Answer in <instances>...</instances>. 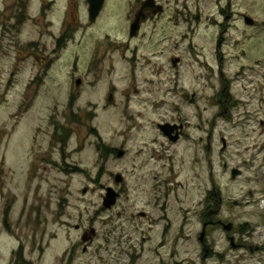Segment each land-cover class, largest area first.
I'll return each instance as SVG.
<instances>
[{"label":"rangeland","instance_id":"1","mask_svg":"<svg viewBox=\"0 0 264 264\" xmlns=\"http://www.w3.org/2000/svg\"><path fill=\"white\" fill-rule=\"evenodd\" d=\"M45 1L31 0L20 36L3 35L0 24V264H21L19 249L22 264H62L74 245L84 255L83 236L92 230L88 255L100 256L104 232L145 209L153 177L181 183L186 208L214 188L225 202L243 203L221 217L249 230L240 241L263 246L264 0H232L234 15L224 26L218 12L228 0H161L164 17L138 40L129 37L127 18L138 0H123L119 17L95 25L84 8L67 14V0ZM77 22L74 39L56 50L64 25ZM110 49L105 63L98 60ZM38 56L50 67L41 68ZM163 122L188 123L190 139L167 145L156 126ZM105 148L114 152L106 156ZM233 169L241 171L236 179ZM108 187L124 194L105 211ZM179 204L172 195L170 206ZM225 236L219 230L215 239L230 255L211 264H264L262 252L231 250ZM175 250L182 248L167 247L164 255Z\"/></svg>","mask_w":264,"mask_h":264},{"label":"flooded vegetation","instance_id":"2","mask_svg":"<svg viewBox=\"0 0 264 264\" xmlns=\"http://www.w3.org/2000/svg\"><path fill=\"white\" fill-rule=\"evenodd\" d=\"M39 1L42 3L43 7L49 4L45 0ZM122 1L123 0L120 2L115 1L113 3L111 0H103L99 12L96 13L92 10V6H98L100 0H67L66 4L69 7L67 14L71 13L73 10H76L78 13L80 8H84L86 10L87 19L91 25H95L103 20L104 22H109L119 17L122 13L120 12ZM130 4L131 2L127 3L126 7L128 8ZM30 6L31 0H8L0 6V24L3 25V35L16 37L22 34L23 26L31 19ZM232 7V0H228L226 9H224L223 6L219 8L218 16L222 19V21H219L220 26H224V22H228L233 18L234 12L232 11ZM132 8L134 9L129 11L127 15L128 20L131 22L129 32L131 40H138L143 33L144 27L148 24L160 21L166 12V8L161 0H138L130 7V10ZM45 12V10L40 11V18L37 17L34 19L36 24L40 25L42 16L45 15ZM137 17L141 21L140 29L136 35L132 37L131 26L136 21ZM246 18L251 17L243 16L245 24L247 25ZM197 20L199 21L200 17H198ZM253 21L252 25H248L250 28L257 27V22L254 19ZM216 23H218V21H216ZM62 29L63 31L61 34L56 38V50L59 51L65 49L74 39L80 27L77 22L67 27L64 25ZM226 30L227 29L223 31V34L227 32ZM216 44L217 49L221 52L218 55L222 58V56L225 55V53L221 51L225 45V41H222V34ZM104 51L101 58H98V60H102L103 63L107 60L108 52H112L113 50ZM156 54L158 55V53ZM241 56H245V54L242 53ZM38 59L40 60L41 68L50 67L49 58H47L49 61L43 56H38ZM177 60L176 67H178L180 59L176 57L171 58V63L174 68H176L174 66V61ZM219 61L221 62L222 59ZM75 85L77 89H80L83 85V79L78 78ZM108 101H114V93L109 92ZM197 115H202V112L199 111ZM137 116L139 117L141 115ZM168 124L183 126V128L174 130L171 137H168L164 134L162 129V126ZM188 125V123L181 122H163L156 126L160 137L168 143L167 145H176L180 141L190 139L187 134ZM198 129L201 131L200 126ZM177 135L179 137L178 141L173 142L172 138L175 139ZM201 141L202 138L199 139V142ZM153 142L155 144L158 143L160 147L165 146L159 139H155ZM222 142L224 145V139ZM225 167H227V165H225ZM236 178L232 176V179ZM152 180L147 192L148 197L145 202V209L132 213L130 220H121V224H114V229H108L104 232V239L100 247V256L88 255L90 245L93 243V238L96 236V232L92 230L91 233H85L83 236L82 241L84 246L82 253L84 255L78 254L80 245H74L69 254L64 257L60 263L92 264V258H97V264H211V262L216 260L225 261L231 252L226 251V249L219 250L220 244L217 239H215V234L219 230L225 232V239L231 250H240L244 248L246 250L249 249L251 253H255L256 251L264 254V245L249 246L243 243V238L241 241L239 240L241 236L245 237L249 230L239 229L230 219H223L221 217L225 214V210L238 209L244 206L243 203L238 201H233L232 203L225 202L221 193L214 188L213 191L205 192L204 196L200 197L198 202L194 201V208H186V201L183 200L180 202L179 189L183 187L181 183H175V181L170 179H159V177H153ZM123 182L116 184L121 185ZM198 183L199 185L197 188L201 190L203 188L202 184L200 182ZM137 189L141 194L143 193L139 186ZM119 193L120 198L118 201L124 194L123 191ZM199 194L201 195L200 192ZM172 195L174 202L177 204L180 203L182 206L177 209L170 206ZM246 204L249 205L248 202ZM113 208L107 209L104 207L105 211H110ZM122 216V213H118V218ZM124 222H128V224L126 225ZM106 225H109V222H106ZM84 239L86 240L84 241ZM167 247L182 248V251L178 253V251L175 250L174 255L171 253L166 256L164 255V251ZM87 255L89 257L85 258L84 256Z\"/></svg>","mask_w":264,"mask_h":264},{"label":"water","instance_id":"3","mask_svg":"<svg viewBox=\"0 0 264 264\" xmlns=\"http://www.w3.org/2000/svg\"><path fill=\"white\" fill-rule=\"evenodd\" d=\"M102 3H103V0H100V3L98 4V6H92V10L95 11L96 13L99 12ZM140 23H141V21L137 17L136 21L131 26V36L132 37L135 36L136 33L139 31ZM246 23L248 25H252L253 24V20L249 19V18H246ZM177 62H178V60L174 61V66L175 67L177 65ZM182 128H183V126H179V125H174L173 126V125H170V124L162 126L164 134L166 136H168V137H171V135L174 132V130L182 129ZM178 139H179V137L177 135V137L175 139L172 138V141L173 142H177ZM225 147H226V141L224 140V148ZM125 154L126 153L124 151H119L117 157L118 158H123L125 156ZM240 173H241L240 170L234 169L233 172H232V176L234 178H236L237 176L240 175ZM115 181H116V183H122L123 182V177L121 175H117L116 178H115ZM106 191H107V194H106V197L104 199L103 204H104L105 208L111 209L117 204V201L120 198V194L115 189H113L111 187L107 188ZM85 240L86 239H84V241Z\"/></svg>","mask_w":264,"mask_h":264},{"label":"trees","instance_id":"4","mask_svg":"<svg viewBox=\"0 0 264 264\" xmlns=\"http://www.w3.org/2000/svg\"><path fill=\"white\" fill-rule=\"evenodd\" d=\"M58 132V131H57ZM68 136V135H67ZM69 137V136H68ZM67 137V138H68ZM56 139L58 138V136L55 137ZM61 142L63 143V145H66V141L64 140H61ZM114 151L113 150H110V149H107L105 148V155L108 156L110 154H112ZM19 253V254H18ZM17 254L19 255V259H20V263H25V260L23 258V250L22 249H19V252Z\"/></svg>","mask_w":264,"mask_h":264}]
</instances>
